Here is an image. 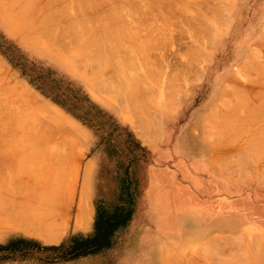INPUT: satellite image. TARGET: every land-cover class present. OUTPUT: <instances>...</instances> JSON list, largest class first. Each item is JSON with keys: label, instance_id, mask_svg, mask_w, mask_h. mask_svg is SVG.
Wrapping results in <instances>:
<instances>
[{"label": "rangeland", "instance_id": "374dc122", "mask_svg": "<svg viewBox=\"0 0 264 264\" xmlns=\"http://www.w3.org/2000/svg\"><path fill=\"white\" fill-rule=\"evenodd\" d=\"M192 1L198 10L194 3L199 0H0V248H4L0 264H222L225 259L231 264L243 255L245 264L246 260L264 262L260 259L264 253L257 263L251 253L258 244L264 249V148L260 147L264 143V4L201 0L213 9L217 4L215 11H229L232 22L220 31L217 19L222 16L210 11L214 32L212 41L200 46L202 75L189 82L190 70L187 74L180 70V63L191 40L188 25L176 13L186 7L190 11L192 4L187 3ZM190 12L186 15H193ZM179 23L187 33L180 26L182 33ZM74 28L81 35L76 31L73 35ZM150 31L154 41L148 37ZM146 35L152 40L148 44ZM88 39H93L88 49L101 44L98 51L113 55L112 59L95 61L94 48L88 54L83 46ZM115 41L122 42L117 46ZM161 42L164 45L157 49ZM140 43L150 51L143 54ZM86 55L93 58L90 64L85 63L89 57L82 59ZM121 56L131 59L134 70L119 69L124 63ZM117 58L122 67L117 66ZM153 62L163 65L165 76L176 66L169 75L175 72L172 110L165 107L167 84L160 75L156 77L160 83L146 80L157 93L156 102H148L151 108L145 103L143 113L132 110L128 99L102 83L109 79L121 83L128 72L140 70L157 74ZM235 91L241 98L248 93L247 104ZM233 108L239 112L232 111V117ZM139 117L147 121L145 127ZM154 118L155 125L148 121ZM257 141L258 151L252 149ZM240 144L252 146L245 149ZM251 152L256 158L250 161ZM241 157H248L253 167ZM99 212L109 224L126 218L112 229L107 247L72 259L61 258L63 249H49H66L73 241L91 238ZM44 215L39 229L44 234L50 232H43V227L58 228L57 241L46 242L18 227Z\"/></svg>", "mask_w": 264, "mask_h": 264}, {"label": "bare ground", "instance_id": "6f19581e", "mask_svg": "<svg viewBox=\"0 0 264 264\" xmlns=\"http://www.w3.org/2000/svg\"><path fill=\"white\" fill-rule=\"evenodd\" d=\"M241 1H244V0H241ZM197 2V1H196ZM209 2V1H208ZM200 3L203 5V7H205V8H203L201 5H200ZM212 3V2H211ZM218 3V2H217ZM185 4V3H184ZM187 4H192V6L190 5L188 8H190V11H192L193 10V15L191 14L190 16H187L188 15V13H192V12H190L189 11V9L187 10V7L186 8H184L183 10H181L180 12H179V14H178V12L176 13V17H177V15L179 16V18L178 19H180L181 20V23L182 24H185V25H188V34L190 35L189 36V38H190V40H191V42H189L190 43V45L188 46H186V50H185V52L186 53H184V56H186V57H183L184 58V60H182V63L184 64V67H183V64L182 63H180V67L182 68H180V70H185V73L187 74V72L190 70V72L187 74V75H189L188 77H186V79H188L189 80V82L191 81V80H197V79H199L200 77H201V75H202V72H201V68H200V66H201V61H202V57H203V53L201 52V48H200V46H201V44L203 43V44H205V42L207 41V40H209V43L212 41V36H213V34L211 35V33H212V31L214 32V30H213V28H212V24H211V22L209 21V20H211L212 18H210V17H208V15L209 16H211L212 17V12L215 14V15H218V14H220L222 17H220V16H218L217 18L219 19H217V18H215V20L217 19V23H219V24H217V25H219V27H218V29L220 30V31H226L227 29H228V27H229V24H230V22H232V20L230 19V12L228 11V12H222L221 10H219V11H221V12H219V11H215V9H217L218 7H217V4H215L216 5V7L213 9V8H211V6H210V3H207V1H206V3H204V2H201V0H199L198 2H197V4L196 3H194L195 5H197V7H198V10L196 9V7L193 5V1H192V3H187ZM206 5V6H205ZM209 5V6H208ZM201 6V7H200ZM208 6V7H207ZM168 7V6H167ZM24 8V7H23ZM169 9H170V7H168ZM193 8V9H192ZM202 8V11L200 10ZM211 8V9H210ZM227 8V7H226ZM152 9V8H151ZM195 9V10H194ZM212 9L214 10V11H212ZM167 10V9H166ZM184 10H187V11H189V12H187L186 14H184L186 11H184ZM224 10V9H223ZM23 11H24V9H23ZM27 11V10H26ZM128 11V10H127ZM210 11H212V12H210ZM117 12V13H116ZM116 12H113L114 13V17H118V11L116 10ZM120 12H122V11H120ZM169 12V11H168ZM184 12V13H183ZM195 12V13H194ZM208 12H210V13H208ZM216 12H218V14L216 13ZM151 13V12H150ZM180 13H182V14H184V15H181ZM222 13L223 14H225V15H222ZM145 14V13H144ZM172 14V13H171ZM120 15V14H119ZM152 16V15H151ZM174 17H175V15H174ZM123 20L125 19V18H123V17H121ZM116 19V18H115ZM175 19H177V18H175ZM178 19H177V21H178ZM118 20H119V24H120V19L118 18ZM127 20V19H126ZM160 20V19H159ZM163 20L164 19H162L161 21L163 22ZM174 20V19H173ZM47 21V20H46ZM116 21V20H115ZM168 21V20H167ZM176 21V22H177ZM128 22H130V21H128ZM127 22V23H128ZM179 22V21H178ZM177 22V23H178ZM48 24H49V22H47ZM84 23V22H83ZM124 23V22H123ZM126 23V24H127ZM174 23H175V20H174ZM43 24V23H42ZM45 24H46V22H45ZM47 24V25H48ZM115 24V23H114ZM166 24V23H165ZM164 24V25H165ZM180 24V23H179ZM50 25V24H49ZM48 25V26H49ZM77 25V24H76ZM85 25H87V24H85ZM118 25V24H117ZM122 25V24H121ZM121 25H119V26H121ZM124 25V24H123ZM47 26V27H48ZM118 26V27H119ZM181 26V24L179 25V27ZM71 27H73V26H71ZM75 27V26H74ZM117 26H115V28H116ZM158 27V26H157ZM156 27V28H157ZM182 27V26H181ZM181 27H180V29H181ZM49 28V27H48ZM83 28H84V25H83ZM87 28V27H86ZM114 28V27H113ZM124 28H126V26H124ZM155 28V27H154ZM154 28H152V30L153 31H155L156 30V28H155V30H154ZM169 29H170V27H168ZM183 28V27H182ZM96 29H97V27H96ZM101 29V28H100ZM157 29H159V31H157V32H163L162 31V29L160 30V28H157ZM50 30V29H49ZM79 30V29H78ZM94 30V29H93ZM93 30H92V32H93ZM98 30V29H97ZM182 30V29H181ZM183 30L185 31V33H187L186 32V30L183 28ZM182 30V33H184V31ZM52 31V30H51ZM51 31H49L48 32V35L49 34H51L52 32ZM71 31H73L72 33H73V35L75 34L74 32L76 31V34L77 33H79L80 34V32L78 31L77 32V30H75V28L73 29V30H71ZM84 31H85V29H84ZM88 31H89V29H88ZM96 31V30H95ZM94 31V32H95ZM44 32V31H43ZM51 32V33H50ZM68 32V31H67ZM93 32V33H94ZM98 32H100V31H98ZM151 32V31H150ZM44 33H47V32H44ZM152 33V35H149L148 37H149V39H152L153 38V32H151ZM150 33V34H151ZM79 34H77V35H79ZM97 34V33H96ZM107 34V33H106ZM109 34V33H108ZM44 35H47V34H44ZM62 35V34H61ZM81 35V34H80ZM122 35V34H121ZM156 35H157V33L155 34V36L154 37H156ZM162 35V36H161ZM160 36L161 37H163L164 35H165V37L166 38H164L165 39V41H167V36L168 35H166L165 33H164V35L163 34H161ZM97 36V35H96ZM132 36V35H131ZM134 36V35H133ZM158 36H159V34H158ZM112 37H114V36H112ZM137 37V36H136ZM145 37H147V35L146 36H144V39L146 40V38ZM161 37H159V39H161ZM169 37V36H168ZM76 38H78V37H76ZM104 38H106V37H104ZM122 38V37H121ZM125 38H127L126 36H125ZM138 38V40H140L139 39V37H137ZM79 39V38H78ZM78 39H76V40H78ZM103 39V38H102ZM156 39V38H155ZM171 39V38H170ZM174 39V38H173ZM91 40H93V39H91ZM91 40H89L88 39V41H85L86 43L88 42V45H86V43L83 45L84 47H89V44L91 45ZM105 40V42H106V39H104ZM119 40V39H118ZM129 40V39H128ZM134 40V39H133ZM142 40V39H141ZM153 40V39H152ZM152 40H146L145 41V43L146 44H148L150 41H152ZM162 40V39H161ZM79 41V40H78ZM97 41H99V40H97ZM154 41V40H153ZM156 41V40H155ZM159 41V40H158ZM165 41H163V42H165ZM171 41H173V40H171ZM112 42V44H113V41H111ZM122 42V41H121ZM121 42H119L118 41V43L120 44ZM94 44H95V42H93ZM92 43V44H93ZM97 44L98 43H100V42H96ZM104 43V42H103ZM115 43L117 44V46H118V43L115 41ZM143 43H144V41H143ZM156 43H157V41H156ZM169 43H171V42H169ZM116 44H114L115 45V47H116ZM150 44H155V42L153 43H150ZM162 42L160 43V44H158V48L157 49H159V48H162V46L164 45V44H162ZM86 45V46H85ZM101 45V44H100ZM100 45H93V46H90V48L88 49V47L87 48H85V51H87V53L89 54L90 53V50H92L93 48H94V51H91V53H93V56L95 57V61H100V63L99 64H102L103 62H102V60L103 61H105V59L107 60V58H110V59H112V56L113 55H110V57H109V53H107L106 54V52H105V54H103L104 53V50H101V49H99L100 51H98V46H100ZM104 45V44H103ZM140 45H141V43H140ZM139 45V46H140ZM143 45V44H142ZM141 45V46H142ZM160 45V46H159ZM167 45V44H166ZM96 47V49H95V47ZM108 46V45H107ZM110 46V45H109ZM137 47V49L138 50H140V47ZM169 46V45H168ZM67 47V46H66ZM83 47V48H84ZM101 47V46H100ZM115 47L114 48H112V50L114 49V51H115V53H116V49H115ZM153 47H155V45H153ZM92 48V49H91ZM102 48V47H101ZM147 48V49H146ZM146 48H143V46H142V50H141V52L144 54L145 53V51H147V50H149L148 49V45H147V47ZM156 48H154V50L156 49ZM87 49V50H86ZM125 49V48H124ZM123 49V50H124ZM128 51H130L129 49L130 48H126ZM143 49H145L144 50V52H143ZM83 50V49H82ZM110 50V49H109ZM108 49H107V51H109ZM135 50V49H134ZM153 50V49H152ZM84 51V52H85ZM103 51V52H102ZM120 51V50H119ZM118 51V52H119ZM150 51V50H149ZM156 51V50H155ZM100 52V53H99ZM112 52V51H111ZM110 52V53H111ZM124 52V51H123ZM127 52V51H126ZM125 52V53H126ZM152 52V51H151ZM156 52H158V50L156 51ZM112 53H114V52H112ZM114 53V54H115ZM120 53H122L121 51H120ZM130 53V52H129ZM97 54V55H96ZM162 55H163V53H161ZM85 55V54H84ZM91 55V54H90ZM96 55V56H95ZM117 55V53L115 54V56ZM120 55H122V54H120ZM160 55V54H159ZM158 55V56H159ZM99 56V58H98V60L96 59L97 57ZM125 56V54L123 55V57ZM140 56V55H139ZM150 56V55H149ZM153 56H155V55H153ZM152 56V57H153ZM87 57H89L88 55H86V56H84V57H82V59L84 60L85 58H87ZM102 57V58H101ZM105 57V58H104ZM107 57V58H106ZM129 57V56H128ZM130 57H132V56H130ZM156 57V56H155ZM164 57V56H163ZM89 58H90V60H89ZM89 58H87L86 59V61H85V63L88 61V63L91 61H93L92 59H91V57H89ZM116 58V57H115ZM121 58H122V56H121ZM142 58H143V56H142ZM149 58V57H148ZM160 58V57H159ZM164 58H166V57H164ZM109 59V60H110ZM118 59L119 58H117V62H118ZM132 59H133V57H132ZM136 59V58H135ZM113 60H114V58H113ZM125 60H126V58H125ZM125 60L122 58V59H120L119 61H123V62H118V64H117V66L118 67H122V68H119L121 71H124V69H126V68H129V70H134V67L131 65V59H128V61L126 60V63H125ZM146 60V59H145ZM152 60H155V58L154 59H152ZM161 60H162V58H161ZM165 60V59H164ZM112 61V60H111ZM185 61V62H184ZM80 62V64H81V62L82 61H79ZM107 62V61H106ZM105 62V63H106ZM143 62V61H142ZM141 62V63H142ZM147 62H151V60L149 61V60H147ZM159 62V61H158ZM156 62L158 65H156L154 62H153V64H154V71H158V73H160L161 71H162V74H155V73H153V72H150L147 68V70H145V72L144 73H141L140 71H139V69H138V71H139V73H133V74H129V72H131V71H129L128 69H126L127 71H129L128 72V75L126 74V76L127 77H123V78H121L122 79V82L120 83L119 81H118V84H114V81L112 82V79H109L110 80V82L109 81H104V82H102L103 83V85L105 86V87H107V89H111V91H112V93L114 92L116 95H118V97L119 96H122V98L123 99H128L129 100V104H130V106H132V104H133V106L131 107L132 108V110H137V111H141L142 112V109H143V107H144V109H145V106H146V104H148V102L150 103V104H152L151 102H153V103H155L156 102V100L154 101L153 99L155 98L156 99V96L154 97V95L157 93H155L154 91L156 90V88H154L155 90H153L152 89V86L149 84V81H148V83H147V81L146 80H148V79H152V81L155 79H157L156 77H158L159 75V78L160 77H162L164 80H166V81H163V83H165V84H167V86H166V90L164 89V91H165V94L164 95H166V97H165V99H167V101H168V104H169V106H168V104H165L166 106V108H168L169 110H172V109H170V108H172L173 106L171 105V103H170V101H173V96H172V90H174L173 88L171 89V87H172V77H173V75L175 74V72H174V74L172 73V76L171 77H169V75H170V73H171V69H173V71L176 69L175 67L176 66H172L173 65V63L172 62H170V64L171 65H169V66H172V67H174V68H170V70H169V72L166 74V76H165V72H163V70H161L162 68H164V67H161V66H163V65H161V64H159V63H161V62H163V60L161 61V62ZM166 61H164L162 64H164ZM96 63V62H95ZM104 63V64H105ZM123 63V64H122ZM129 63V64H128ZM168 64H169V61L167 62ZM166 63V64H167ZM90 64V63H89ZM120 64H122V66H120ZM128 64V65H127ZM182 64V65H181ZM91 65H92V63H91ZM124 65L126 66V67H124ZM134 65V64H133ZM147 65V64H146ZM165 65V64H164ZM178 65H179V62H178ZM177 65V66H178ZM136 66V65H135ZM157 66L160 68V69H158V70H156V68H157ZM131 67H133V69L131 68ZM151 67V66H150ZM94 68V67H93ZM149 68V67H148ZM98 69V68H97ZM96 69V70H97ZM117 69V68H116ZM116 69H115V72L117 73V71H116ZM151 69H152V67H151ZM113 71V70H112ZM111 71V72H112ZM172 71V72H173ZM176 71V70H175ZM179 71V69L177 68V73H179L178 72ZM114 72V71H113ZM143 72V71H142ZM115 73V74H116ZM176 73V74H177ZM113 75H114V73H112ZM119 74H120V72H119ZM119 74H117L118 76H119ZM124 74V73H123ZM182 74V73H181ZM125 75V74H124ZM158 75V76H157ZM162 75V76H161ZM168 75V76H167ZM187 75H185V76H187ZM180 76V75H179ZM111 78H112V76H111ZM118 78V77H117ZM161 79V78H160ZM180 79V78H179ZM183 79V78H182ZM114 80V79H113ZM115 80H116V78H115ZM120 80V79H119ZM159 80V79H158ZM121 81V80H120ZM160 81L161 80H159V81H155V82H158V83H160ZM182 81V80H181ZM175 82V81H174ZM116 83V82H115ZM171 83V84H170ZM157 84V83H156ZM165 84H163L161 87H165ZM176 85H178V86H180L181 87V85L180 84H177L176 83ZM151 87V88H149V87ZM159 86H160V84H159ZM173 87L175 88V83L173 84ZM227 87V86H226ZM228 87H231V86H228ZM182 88H183V86H182ZM106 89V88H105ZM171 89V92H169V90ZM237 89V88H236ZM181 90V89H180ZM184 90V89H183ZM241 90V89H240ZM244 90V89H243ZM110 91V90H109ZM176 91V90H175ZM174 91V92H175ZM178 91V90H177ZM242 91V90H241ZM236 92V91H235ZM234 92V93H235ZM243 92V91H242ZM238 92H236V94H237ZM246 92H244V94H245ZM169 94V95H168ZM153 95V96H152ZM158 95V94H157ZM178 95V94H177ZM238 95V94H237ZM175 96V95H174ZM240 98H241V96L240 95H238ZM146 97H149V98H146ZM120 98V97H119ZM172 98V100H170ZM247 98H248V93H247V97H246V95H245V98H244V96L241 98V99H246L247 100ZM240 99V100H241ZM127 100V101H128ZM236 100H238V99H236ZM262 99H260V101H261ZM120 102L121 101H123V100H119ZM244 102H245V100H244ZM125 103V102H124ZM132 103V104H131ZM146 103V104H145ZM175 103V102H174ZM231 103V102H230ZM229 103V104H230ZM239 103V102H238ZM237 103V104H238ZM257 103H259V104H261L260 102H257ZM262 103L264 104V102H263V100H262ZM228 104V105H229ZM240 104V103H239ZM245 104H247V102H245ZM244 103L243 104H241V105H238L239 107L240 106H243V105H245ZM261 105V106H264V105ZM227 105V104H226ZM148 106H149V104H148ZM172 106V107H171ZM231 106V105H230ZM234 106V108L236 109V107H235V105H233ZM237 106V107H238ZM150 107V106H149ZM152 107V106H151ZM150 107V108H151ZM157 107V106H156ZM234 108H233V110H231V113L230 112H228V111H226V112H228V113H230L231 115H232V117H233V112L232 111H234ZM244 108V107H243ZM250 108V107H249ZM257 109H258V107H256ZM251 109V108H250ZM261 109V108H260ZM259 109V110H260ZM227 110H228V108H227ZM238 110V109H237ZM236 110V111H237ZM244 110H246V108H244ZM248 110V109H247ZM262 110V109H261ZM168 111V110H167ZM236 111H234L235 112V114H237L238 112H239V110H238V112L236 113ZM250 111V110H249ZM258 111V110H257ZM144 112H145V110H144ZM242 112V110L240 111V113ZM248 112V111H247ZM143 113V112H142ZM148 113V111L146 110V114ZM228 113H227V115H228ZM240 113H239V115H240ZM250 113V112H249ZM248 113V114H249ZM149 114V113H148ZM225 114V113H224ZM245 114H246V112H245ZM244 114V115H245ZM264 114V113H263ZM151 115V114H150ZM154 115H155V113H154ZM218 115H219V113H218ZM221 115H222V112H221ZM220 115V116H221ZM244 115H242L241 117H243ZM253 115V114H252ZM258 115H262L261 113L259 114L258 113ZM220 116H218V119H221L222 120V118L220 117ZM223 116V115H222ZM229 116V115H228ZM228 116H225L224 115V117H227L228 119H230ZM147 117L149 118V116L147 115ZM216 117H217V115H216ZM231 117V116H230ZM240 117V118H241ZM140 118V120H141V123L140 124H143L144 123V127H145V122H147V121H142V118L141 117H139ZM237 117L235 116V118H232L231 119V123H232V120H235ZM253 118H255V117H250V119H251V121H253L254 119ZM261 118V116H259V119ZM156 118H154L153 120H155ZM224 119V118H223ZM226 119V118H225ZM151 121V120H148L149 121V123H151L152 124V122H153V124L155 125V124H157L156 122V120L155 121ZM240 120V119H239ZM239 120H238V123H239ZM248 120V119H247ZM256 120H258V119H256ZM223 121V120H222ZM225 121H227V120H225ZM243 121V120H242ZM250 121V122H251ZM138 123H139V121H138ZM219 123V125H220V122H218ZM221 123H224V122H221ZM231 123H230V125H231ZM237 123V122H236ZM235 123V124H236ZM254 123H255V125H256V123H258V121H254ZM212 123H210V125H211ZM226 124H229V122L228 123H226ZM226 124H225V126H226ZM240 124H243L242 122L240 123ZM251 125L253 124V122L252 123H250ZM148 125V124H147ZM209 125V126H210ZM254 125V124H253ZM252 125V126H253ZM228 126L229 125H227V129H228ZM232 126V125H231ZM244 126L246 127V125H245V122H244ZM143 127V130H146L145 128ZM156 127H158V125L156 126ZM214 127H215V125H214ZM254 127V126H253ZM148 128V127H147ZM220 128H224V127H222V125H221V127ZM219 128V129H220ZM236 128V127H235ZM239 128V127H238ZM241 128V127H240ZM249 128H251V127H249ZM148 129H150V128H148ZM230 129H233V128H230ZM244 129H246V128H244ZM256 129H257V126H256ZM260 129V128H259ZM262 129V128H261ZM234 130V129H233ZM241 130V129H240ZM243 130V129H242ZM262 130H264V128L262 129ZM221 131H222V129H221ZM223 131H225V130H223ZM238 131H239V129H238ZM251 131V130H250ZM144 132H147V131H144ZM227 132V131H226ZM231 132V131H230ZM235 135L238 133L236 130H235ZM243 132V131H242ZM262 132V131H261ZM214 133H216V132H214ZM213 133V134H214ZM220 133V132H219ZM258 133V132H257ZM216 134H218V133H216ZM224 134V133H223ZM225 135H227V134H225ZM218 136V135H217ZM220 136V135H219ZM234 136V135H233ZM142 137L144 138L145 137V135L144 134H142ZM254 137H255V135H254ZM258 137H260V136H258ZM258 137H256V138H258ZM221 138V137H220ZM223 138H224V136H223ZM222 138V139H223ZM237 138V137H236ZM252 138V137H251ZM145 139H146V137H145ZM221 139V140H222ZM230 139V138H229ZM237 139H239V137L237 138ZM254 139V138H253ZM262 139V138H261ZM218 140H219V137H218ZM231 140V139H230ZM249 140H251V139H249L248 138V140L247 141H249ZM257 140V139H256ZM263 140H264V138H263ZM254 141V140H253ZM233 142V141H232ZM236 142V141H235ZM258 142V141H257ZM260 142V141H259ZM257 143L256 144V147H254L255 145H254V143L251 141V143H253L252 145H254V146H252V149H255L256 148V150L258 151V149L261 147H263L264 148V145L263 146H261L262 144H264L263 142L261 143V145H260V143ZM243 144L245 143V142H242ZM229 144V143H228ZM230 144H232V143H230ZM258 144L260 145V147L258 148L257 146H258ZM241 145V144H240ZM245 145H246V143H245ZM242 147H243V145H241ZM248 146H250V145H248ZM250 146V147H251ZM249 147V148H250ZM243 148H245V147H243ZM249 148H245V149H249ZM258 148V149H257ZM244 149V150H245ZM261 150H264V149H261ZM208 150H206V152H207ZM260 151V150H259ZM205 152V153H206ZM244 152V151H243ZM245 152H246V150H245ZM248 152V151H247ZM253 152H255V151H253ZM252 153V152H251ZM264 153V152H263ZM263 153H262V155H263ZM236 154V153H235ZM234 154V157H236V155ZM241 154H243L242 152H241ZM240 154V155H241ZM259 153H257V155H258ZM233 155V154H232ZM244 155V154H243ZM245 155L247 156V155H249V152H248V154H246L245 153ZM244 155V156H245ZM254 154L252 153L251 154V157H250V161L252 160V159H255L256 158V156H253ZM260 155V154H259ZM261 156V155H260ZM260 156H258V157H260ZM229 157V156H228ZM252 157H254V158H252ZM262 157V156H261ZM231 158V157H230ZM247 159H248V161H249V158L248 157H246ZM246 158H244V157H241L240 159L241 160H245ZM252 158V159H251ZM264 158V157H263ZM234 159V158H233ZM236 159V158H235ZM259 159H261V158H259ZM259 159H257V160H259ZM227 160V159H226ZM243 160V162H245ZM228 161H232V159H228ZM250 161H249V164H248V166H250V169L253 167V166H251L250 165ZM234 162V161H233ZM228 163V162H227ZM226 162H224V164H227ZM246 164H247V160H246V162H245ZM245 163H243V164H245ZM230 164H232L231 162H230ZM239 164V163H238ZM238 164H236L237 166H238ZM240 164L242 165V163H241V161H240ZM239 164V165H240ZM245 164V165H246ZM229 165V164H228ZM235 165V164H234ZM240 165V166H241ZM233 166V165H232ZM247 166V165H246ZM244 167V166H243ZM261 167H263V166H261ZM260 167V168H261ZM241 168V167H240ZM239 167H238V169H240ZM246 168H248V167H246ZM246 168L245 169H243V171L244 170H246ZM242 169V168H241ZM235 170H236V168H235ZM244 172H246V171H244ZM236 173H237V171H236ZM242 174V173H241ZM241 174H240V176H241ZM241 177H243V176H241ZM261 179V178H260ZM12 213V212H11ZM28 213V212H27ZM17 215V214H16ZM27 215V214H26ZM25 214H24V217L23 218H25V216H26ZM31 216V215H30ZM50 216H52V215H50ZM18 217V216H17ZM38 217V216H37ZM40 217V216H39ZM47 218V216L46 215H44V216H41L40 218H38L37 220L38 221H34V220H32V222L31 221H29V219H28V221L29 222H31L30 224H26V223H23V225H22V222H21V224H20V226H18V227H21L24 231H26L27 233H32V234H35V235H40V236H42L45 240H46V242H54V241H57V239H58V228H57V230H56V227L54 228H47V229H44V227H43V232H44V230H46L47 232H50V233H42V231L40 230L41 229V227L43 226V223H41L42 222V220L41 219H43L44 218V220ZM49 217V216H48ZM13 218H15V217H13ZM29 218V217H28ZM34 218V217H33ZM20 219H22V218H20ZM15 220V219H14ZM36 220V219H35ZM18 221V220H17ZM23 221H24V219H23ZM27 221V220H26ZM33 221L34 222H36V224H35V226H33ZM13 222V221H12ZM25 222V221H24ZM18 223V222H17ZM50 223V222H49ZM14 224V223H13ZM15 224H16V222H15ZM51 226H53V225H51ZM50 226V227H51ZM46 227H49V225L48 226H46ZM40 228V229H39ZM52 230H54V231H52ZM55 230H56V233H55ZM240 237H242V236H240ZM237 238V237H236ZM232 240H233V238H231ZM242 239H243V237H242ZM251 239V238H250ZM241 240V239H240ZM252 240V239H251ZM254 240H256L255 238H254ZM260 240V239H259ZM258 240V241H259ZM225 241H227V240H225ZM225 241H223V242H225ZM261 241V240H260ZM236 242H238L239 243V238L237 239V241H233V245H234V243H236ZM221 244H222V242H220ZM237 243V244H238ZM242 243V242H241ZM241 243H240V245H241ZM258 243V242H257ZM263 243H264V241H263ZM211 244H214L213 242L211 243ZM217 244V243H216ZM230 244V243H229ZM236 244V245H237ZM227 245V244H226ZM239 245V244H238ZM218 246H219V244H218ZM224 246H225V244H224ZM231 246H232V242H231ZM235 246V245H234ZM232 247V249L233 248H235V247ZM251 246H253V245H251ZM256 245L254 244V247H255ZM259 246V247H258ZM258 246L257 247H255L254 248V250L256 249V251H252L251 250V248L249 249L250 250V252L251 253H254V254H252V257L256 260L255 262L257 263V261H258V258H259V255H261L262 253H264L263 251H264V249L262 250V248L260 247V245L258 244ZM211 247H213V245L211 246ZM216 247V246H215ZM226 247V246H225ZM250 247V246H249ZM219 249H220V246L218 247ZM217 248V249H218ZM231 248V247H230ZM260 250V248H261V250L262 251H258V249ZM211 249V248H210ZM213 249V248H212ZM217 249H213V250H217ZM223 249V248H222ZM229 248H227V250H228ZM236 249H237V247H236ZM239 249H241V248H239ZM239 249H237V250H239ZM237 250H236V253H237ZM223 251H224V249H223ZM232 251V250H231ZM210 252V251H209ZM216 252H218V251H216ZM225 252V251H224ZM229 252H230V249H229ZM233 252V251H232ZM239 252H241L240 250H239ZM258 254H256V253ZM259 252V253H258ZM213 253V252H212ZM214 253H215V251H214ZM228 253V252H227ZM231 253V252H230ZM235 253V252H234ZM220 253L218 252V256L222 259L223 258V256L224 255H222L221 256V254L219 255ZM224 254V253H223ZM213 255H216V254H213ZM228 255V254H227ZM230 255V254H229ZM233 255V254H232ZM240 255V254H239ZM248 255V254H247ZM254 255H255V257L257 258H255L254 257ZM234 256H236L235 254L233 255V257ZM232 257V258H233ZM249 257V256H248ZM262 257V258H261ZM261 257H260V259H263L262 261H264V256L263 255H261ZM244 258H247V256H245L244 257V255H243V258L241 257V258H239L238 260H237V258H236V261L235 260H232L233 262H231V264H237V263H239L240 262V264H245V259ZM234 259V258H233ZM241 259H242V261H241ZM222 260H224V258L222 259ZM226 261V262H225ZM225 261H222L224 264H230L229 262L227 263V261H228V259L226 260L225 259ZM247 262V264H248V261L249 260H246ZM254 261V260H253ZM222 263V264H223ZM261 263H263L264 264V262H259V263H257V264H261Z\"/></svg>", "mask_w": 264, "mask_h": 264}, {"label": "trees", "instance_id": "16d2710c", "mask_svg": "<svg viewBox=\"0 0 264 264\" xmlns=\"http://www.w3.org/2000/svg\"><path fill=\"white\" fill-rule=\"evenodd\" d=\"M125 220L126 218L124 217L120 220H115L116 222L113 224H109L108 220L99 212L95 224V234L91 238L81 241H73L66 249L62 246H51L49 249L54 251L63 249V256H61L63 259H72L78 256L93 254L109 245L108 239L112 234V229L123 225ZM2 249L4 248H0V250Z\"/></svg>", "mask_w": 264, "mask_h": 264}, {"label": "crops", "instance_id": "0c3cea01", "mask_svg": "<svg viewBox=\"0 0 264 264\" xmlns=\"http://www.w3.org/2000/svg\"><path fill=\"white\" fill-rule=\"evenodd\" d=\"M248 0H246V2H247ZM249 2V4H251V3H256V6L260 3V4H264V0H249L248 1ZM250 6V5H249ZM248 9H249V7H248ZM247 12H248V10H247Z\"/></svg>", "mask_w": 264, "mask_h": 264}]
</instances>
